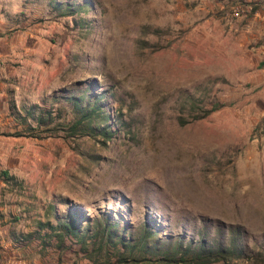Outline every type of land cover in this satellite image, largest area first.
<instances>
[{
	"label": "rangeland",
	"instance_id": "obj_1",
	"mask_svg": "<svg viewBox=\"0 0 264 264\" xmlns=\"http://www.w3.org/2000/svg\"><path fill=\"white\" fill-rule=\"evenodd\" d=\"M77 2L58 17L45 0H0V175L14 177L0 178V264H92L16 243L57 222L51 205L59 219L123 210L134 231L155 217L186 238L237 230L249 257L232 264H264V0ZM89 85L109 91L107 143L11 114ZM186 94L223 107L182 125Z\"/></svg>",
	"mask_w": 264,
	"mask_h": 264
},
{
	"label": "trees",
	"instance_id": "obj_2",
	"mask_svg": "<svg viewBox=\"0 0 264 264\" xmlns=\"http://www.w3.org/2000/svg\"><path fill=\"white\" fill-rule=\"evenodd\" d=\"M45 1L51 13L58 17H75L89 4H78L77 0ZM256 10L252 7V14ZM76 24L86 25L84 20L80 23L76 20ZM108 93L96 92L89 85L85 89L65 90L61 96L55 95L42 105L23 106L22 111L12 104L10 110L18 122L26 125L27 131L55 130L57 121L66 119L70 136L102 138L107 143L117 133L112 122L114 118L108 111ZM183 106L185 110L179 116L182 125L205 120L223 107L220 102H212L208 107L193 94L185 95ZM186 111H189L187 114L191 121L183 117ZM121 116L122 112H116L119 120ZM0 178L6 183L14 181L8 171H3ZM68 208V212L59 219L54 213V205H51L49 215L55 216L57 222L52 223L51 219L38 222L32 233L14 236L16 243L29 245L38 241L43 248H51L59 255L82 254L92 264H232L234 260L249 257L237 230H233L227 239L219 233L218 238L208 240L203 232L197 239L186 238L184 233L165 234L155 217L147 216V220L134 231L123 210L105 211L90 218L80 206L70 205ZM75 246L79 247L78 252L73 251Z\"/></svg>",
	"mask_w": 264,
	"mask_h": 264
}]
</instances>
